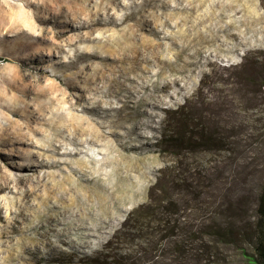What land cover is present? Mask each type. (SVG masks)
I'll use <instances>...</instances> for the list:
<instances>
[{
	"label": "rangeland",
	"instance_id": "obj_1",
	"mask_svg": "<svg viewBox=\"0 0 264 264\" xmlns=\"http://www.w3.org/2000/svg\"><path fill=\"white\" fill-rule=\"evenodd\" d=\"M262 182L264 0H0V264H205Z\"/></svg>",
	"mask_w": 264,
	"mask_h": 264
},
{
	"label": "trees",
	"instance_id": "obj_2",
	"mask_svg": "<svg viewBox=\"0 0 264 264\" xmlns=\"http://www.w3.org/2000/svg\"><path fill=\"white\" fill-rule=\"evenodd\" d=\"M152 222V226L150 225ZM154 221L145 218L141 223L142 229H147L150 234L155 236L162 232L164 227L153 226ZM146 233V234H148ZM214 241L212 245L205 243L203 245V258L205 264L214 262L213 258L217 255L219 246H231L239 250L241 257L247 264H264V182L261 183L255 194L253 208V220L244 225L241 230H234L230 225L221 226L214 232ZM164 237V236H163ZM155 246H152L154 249ZM88 264H140L131 260V257L125 255H114L92 258Z\"/></svg>",
	"mask_w": 264,
	"mask_h": 264
}]
</instances>
